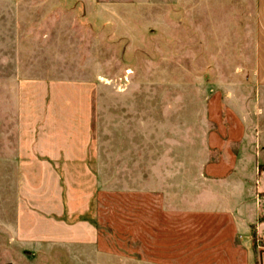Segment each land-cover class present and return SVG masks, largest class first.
Instances as JSON below:
<instances>
[{
    "label": "rangeland",
    "instance_id": "1",
    "mask_svg": "<svg viewBox=\"0 0 264 264\" xmlns=\"http://www.w3.org/2000/svg\"><path fill=\"white\" fill-rule=\"evenodd\" d=\"M260 6L0 0V264H247L190 210L264 172Z\"/></svg>",
    "mask_w": 264,
    "mask_h": 264
},
{
    "label": "crops",
    "instance_id": "2",
    "mask_svg": "<svg viewBox=\"0 0 264 264\" xmlns=\"http://www.w3.org/2000/svg\"><path fill=\"white\" fill-rule=\"evenodd\" d=\"M259 4H264V0H257ZM264 9L260 6V11ZM262 17V15H260ZM257 74L255 79L259 84L264 83V46L258 47ZM261 144V143H260ZM259 150L258 159L263 160L264 145ZM255 147V144H254ZM254 152L256 149L254 148ZM256 156L253 155V158ZM260 162V161H259ZM236 192L234 201L223 202V196H218L209 189L207 194L202 195V203L196 209H191L192 213L200 214H230L238 243L246 253L247 264H256L257 257L254 248L255 238H259L264 245V172L263 170L251 173L242 172L236 175Z\"/></svg>",
    "mask_w": 264,
    "mask_h": 264
}]
</instances>
